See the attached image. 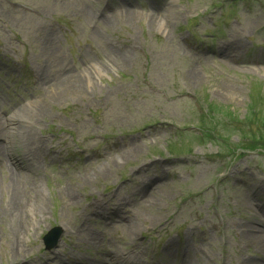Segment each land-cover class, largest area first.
I'll return each instance as SVG.
<instances>
[{
  "label": "rangeland",
  "instance_id": "1",
  "mask_svg": "<svg viewBox=\"0 0 264 264\" xmlns=\"http://www.w3.org/2000/svg\"><path fill=\"white\" fill-rule=\"evenodd\" d=\"M252 107L264 0H0V122L25 120L0 150V264H264V151L235 149Z\"/></svg>",
  "mask_w": 264,
  "mask_h": 264
},
{
  "label": "bare ground",
  "instance_id": "2",
  "mask_svg": "<svg viewBox=\"0 0 264 264\" xmlns=\"http://www.w3.org/2000/svg\"><path fill=\"white\" fill-rule=\"evenodd\" d=\"M65 85L70 89H74V87L78 85V82L77 80H74L73 78H65L62 82V87H64ZM59 86H61V82ZM21 118L23 117L11 116L8 118H4V120L0 122V150H3L5 152L13 146L12 141L8 140V138L6 137V134L12 132L13 120L16 121L17 119H21ZM23 120L24 118L22 119V121L19 120V122L24 123L25 120L24 121ZM28 151L32 152L30 148ZM20 178L22 177L16 176L15 178V175L13 174H10L8 177H6V182H7L5 186L6 197L4 198L6 199L5 205H7L8 211H9V213L6 214V217L10 218L12 225L14 227L13 233L11 234L14 235L16 245H18V242H19L18 235L24 228L23 227L24 222L22 220L23 219L22 210H23V206L25 202H27L26 197H25V192L27 191V188L29 187V184H30L29 179H25L24 181V179H20ZM0 222H1V213H0ZM130 232H132V229L130 230ZM250 237H253V234H250ZM259 244H260V249L264 253V241L261 239L259 241ZM13 246H14V240L11 244L12 253L14 254ZM129 260H130V257L128 256L127 261ZM181 263L182 264H192L189 254L186 253ZM108 264H123V261L121 259L120 260L115 259V261L111 260L110 263ZM251 264H257V263L253 262Z\"/></svg>",
  "mask_w": 264,
  "mask_h": 264
},
{
  "label": "trees",
  "instance_id": "3",
  "mask_svg": "<svg viewBox=\"0 0 264 264\" xmlns=\"http://www.w3.org/2000/svg\"><path fill=\"white\" fill-rule=\"evenodd\" d=\"M209 108L210 115L212 116L215 108L211 104H209ZM228 115L232 114L228 113ZM234 119L240 122L239 119ZM246 121L254 127L247 129L246 127L248 126H246ZM235 130L240 132L239 141L235 144V149L248 152L255 150L264 151V112H260L258 108L255 109L252 107L250 113L244 117L243 126Z\"/></svg>",
  "mask_w": 264,
  "mask_h": 264
},
{
  "label": "water",
  "instance_id": "4",
  "mask_svg": "<svg viewBox=\"0 0 264 264\" xmlns=\"http://www.w3.org/2000/svg\"><path fill=\"white\" fill-rule=\"evenodd\" d=\"M62 229L59 226L52 227L44 236L43 243L46 249L55 247L60 240Z\"/></svg>",
  "mask_w": 264,
  "mask_h": 264
}]
</instances>
